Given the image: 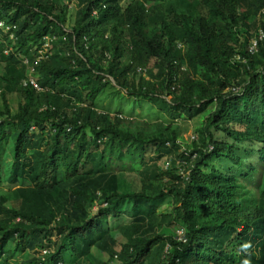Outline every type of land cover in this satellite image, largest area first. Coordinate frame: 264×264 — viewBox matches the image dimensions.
<instances>
[{
  "label": "trees",
  "instance_id": "obj_1",
  "mask_svg": "<svg viewBox=\"0 0 264 264\" xmlns=\"http://www.w3.org/2000/svg\"><path fill=\"white\" fill-rule=\"evenodd\" d=\"M125 1L0 0V264H264V0ZM133 98L164 117L108 108Z\"/></svg>",
  "mask_w": 264,
  "mask_h": 264
},
{
  "label": "rangeland",
  "instance_id": "obj_2",
  "mask_svg": "<svg viewBox=\"0 0 264 264\" xmlns=\"http://www.w3.org/2000/svg\"><path fill=\"white\" fill-rule=\"evenodd\" d=\"M133 0H126L123 4L125 6H127L129 3H131ZM64 0H59L58 3L63 4ZM67 2V0H66ZM69 5H72L73 7L75 6V3H71ZM72 7V8H73ZM0 71L3 72L4 71V65L0 67ZM205 73H202L200 75V80L202 81H206L207 79L204 77ZM206 76V75H205ZM207 77V76H206ZM208 78V77H207ZM126 93V92H125ZM168 99H171V97H168ZM138 100L137 98H133V100L131 102H126L123 105L118 104L116 101H114L115 106H110L108 107L110 110H114L113 112H123L124 114L127 115H132L133 117L139 118V119H145L147 121H151V122H156L155 118H163L164 115L159 112L157 110L156 107H154L153 105H146V106H142L140 104L136 105L135 101ZM154 114V115H153ZM203 114L201 113L199 114L197 117H195L194 119H186V120H180L177 122V125L180 126V128L184 131V140L186 141V143L188 144H192V135H195V129L197 126H199L201 124V122L204 120L203 118ZM203 119V120H202ZM246 149L250 150V152L248 153V151H246ZM154 151H155V146L152 145L150 147V150L148 151V156H152L154 155ZM244 151V150H243ZM257 151H258V146H254V145H250L248 146V148H245V152L240 153L242 157L244 158H248V162L249 163H253V165H257L256 164V159H257ZM5 162H4V168H5V173L6 175H8V170L10 169L11 166V158H12V151H11V145H8V149L5 152ZM171 159H163L160 164L163 168L166 167V163L169 162ZM220 163V162H219ZM218 164V163H217ZM220 165V164H218ZM181 164H178V167L181 168ZM221 169H223V171L225 173H232V164L231 163H227L225 165H220L219 166ZM234 171H238V167L236 165H234ZM234 174H237V172H234ZM245 183H249L250 186L254 189V180L252 179H244ZM263 187H264V177H263ZM24 185H28L27 182L24 183ZM121 185L124 189H127L128 191L131 190H138L140 189V185L138 183L137 180V176L136 175H124L123 177L121 176ZM0 194H2V191H0ZM12 193H9L8 195H11ZM11 199H13V196H10ZM9 206H11L10 203H8ZM163 207H162V212L164 213H168L171 211L172 206L170 204V199H166L163 201L162 203ZM94 213H96V209L93 210ZM126 222V221H124ZM107 223L109 226H112V231L114 232L113 234L116 235V233H118L119 231V225L122 223L121 221H119L118 219H114V220H107ZM118 239H120L122 241V236H120L119 234L117 235ZM93 253L91 254V256L89 257L90 260H93L94 255H96L97 253L93 250ZM71 253V254H70ZM76 254L77 253H72L69 252L68 255V259L69 262L71 264H78L77 263V259L76 258ZM32 255L27 254V255H19L17 257H15L14 259H11L10 264H18L21 260L26 259V258H30ZM113 264H122L119 260L114 261Z\"/></svg>",
  "mask_w": 264,
  "mask_h": 264
},
{
  "label": "built area",
  "instance_id": "obj_3",
  "mask_svg": "<svg viewBox=\"0 0 264 264\" xmlns=\"http://www.w3.org/2000/svg\"><path fill=\"white\" fill-rule=\"evenodd\" d=\"M0 28L4 29V31L7 32V33L11 30V28H10L9 26H6L3 22H0ZM263 39H264V31H263V30H260L258 36L255 37V38H253L252 41H251V44H250V51H251L252 53H255V52L258 51L259 40H263ZM48 40H50V39H48ZM180 47L182 48V45H180ZM48 52H49V42H47V43L44 44V48H43V50L40 52V55L38 56L37 60H38V61H41V60H43V59L48 58ZM24 63H25L26 65H30V61H29L28 59H25V60H24ZM29 68H30V73H31V74H30L27 78H25V79L23 80V85H24V86L32 85L35 89H37V90H39V91L42 90V88H41V86H40V84H39V82H38V79H37L35 76L32 75L33 68L30 67V66H29ZM31 70H32V71H31ZM232 90H233L234 92H236V93H239V92L241 91L239 87H234ZM191 139H192L191 142H193V141L198 140V137H197V135L195 134V135H192ZM179 143L183 146V147H182V151L184 152V154L187 155V156H190V154H189V150H188V148H187V144H184L183 142H179ZM213 148H214L213 146H210V147H209L210 150H212ZM195 157H196V155H194L193 158H195ZM179 163L182 164V162H180V161H179ZM183 163H185V162H183ZM171 164H172V162H171V160H170L169 162L166 163V167H165V168H169V167L171 166ZM182 239H185V238L182 237ZM47 252H48V251L45 250V251L43 252V254L46 255Z\"/></svg>",
  "mask_w": 264,
  "mask_h": 264
}]
</instances>
